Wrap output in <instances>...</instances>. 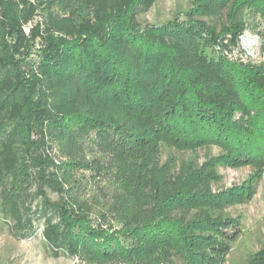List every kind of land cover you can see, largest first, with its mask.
<instances>
[{"label": "trees", "instance_id": "trees-1", "mask_svg": "<svg viewBox=\"0 0 264 264\" xmlns=\"http://www.w3.org/2000/svg\"><path fill=\"white\" fill-rule=\"evenodd\" d=\"M43 1L35 20L31 0H0V211L10 232L27 238L39 223L51 257L87 264H223L238 234L228 225H239L226 209L250 199L264 171V64L231 56L264 0H198L187 21L142 34L129 27L159 0H81L79 20ZM76 131L117 161V230L91 225L100 200L79 197L69 173L79 164L52 153L49 138ZM212 146L217 155L195 158ZM220 166L254 171L243 186L214 189ZM248 263L264 264V242Z\"/></svg>", "mask_w": 264, "mask_h": 264}, {"label": "rangeland", "instance_id": "rangeland-1", "mask_svg": "<svg viewBox=\"0 0 264 264\" xmlns=\"http://www.w3.org/2000/svg\"><path fill=\"white\" fill-rule=\"evenodd\" d=\"M198 0H159L154 3L148 10L139 11L136 15V24L131 29L132 34H142L141 30L149 25H161L174 20L187 21L189 15L187 12L194 7ZM38 5V12L35 20H40V14L44 12L45 3L43 0H31ZM54 10L59 13L70 11L79 20L87 15V9L83 6L81 0H54ZM130 24V23H129ZM30 26H24V31L29 32ZM126 28L128 26L126 25ZM205 37H203L204 39ZM140 44L132 45L130 52L136 53ZM42 43L39 40L33 45V53L40 50ZM139 46V47H138ZM231 56L240 58L244 63L252 65L264 64V16L259 17L241 36L239 47L231 52ZM122 121V119H121ZM122 125V123H121ZM66 142L64 138L50 139L52 153L56 156L59 163L75 160L79 165L77 168L70 170V175L80 184L78 196L91 201V196L95 195L96 200H100L97 210L89 214V221L93 227L108 228L112 224L113 230L119 228L118 214L110 209L111 203L120 193L119 182L114 178L117 161L108 152L99 149L97 143L93 141L91 131L81 132ZM218 148L212 146L209 149L199 148L195 153V158L203 162L209 154L217 155ZM168 153L163 152L161 159H165ZM177 156H183L176 153ZM192 155L185 153V156ZM93 162H98L105 172L99 173L92 167ZM250 166L242 167H218L220 180L212 184L214 189H225L236 186H243L247 183L253 173ZM95 178H98L96 180ZM254 193L251 198L244 203L235 204L226 209V212L232 217L237 218L239 224L235 229V224L230 223L228 229L237 231L235 240L231 241V247L224 256L223 264H249V255L257 251L264 242V171L255 181ZM100 186V187H99ZM102 189V191H100ZM94 196V197H95ZM55 198L54 194H50ZM93 200V199H92ZM103 212L106 216L99 217ZM98 214V215H97ZM141 258V257H140ZM149 258L135 260H122L115 258L103 264H148ZM0 264H87L84 256L68 258L60 256L51 257L43 243L41 236V224L36 225L34 235L27 238H18L14 236L6 223L3 221L0 211ZM175 264H181L176 261Z\"/></svg>", "mask_w": 264, "mask_h": 264}]
</instances>
